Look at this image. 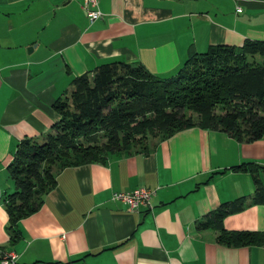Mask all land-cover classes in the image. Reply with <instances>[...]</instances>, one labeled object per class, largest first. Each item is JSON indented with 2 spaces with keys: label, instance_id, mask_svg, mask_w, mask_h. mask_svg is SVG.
I'll return each mask as SVG.
<instances>
[{
  "label": "crops",
  "instance_id": "crops-1",
  "mask_svg": "<svg viewBox=\"0 0 264 264\" xmlns=\"http://www.w3.org/2000/svg\"><path fill=\"white\" fill-rule=\"evenodd\" d=\"M81 5L0 0V255L13 251L10 264H264V245H228L215 239L214 227L196 226L230 201L237 205L221 217L224 229L264 231L250 173L229 167L264 165V137L238 141L196 125L146 152L59 169L9 240L6 164L19 138L40 136L56 120L52 104L73 76L110 60L165 76L192 51L264 38V0H97L101 14L91 21ZM257 175L264 180V170ZM137 186L152 190L148 204L128 210L110 197Z\"/></svg>",
  "mask_w": 264,
  "mask_h": 264
},
{
  "label": "trees",
  "instance_id": "trees-1",
  "mask_svg": "<svg viewBox=\"0 0 264 264\" xmlns=\"http://www.w3.org/2000/svg\"><path fill=\"white\" fill-rule=\"evenodd\" d=\"M70 84L52 104L56 120L40 136L19 138L6 164L13 189L1 199L10 241L17 237L16 221L38 208L65 166L146 152L156 141L193 125L238 141L264 137V38L192 51L170 75L154 74L139 62L110 60L73 76ZM229 167L250 173L255 186L250 201L264 203L257 175L264 165L242 161ZM233 205L221 203L210 220L196 226L214 227L215 239L228 245H264L263 230L222 227L221 217Z\"/></svg>",
  "mask_w": 264,
  "mask_h": 264
},
{
  "label": "built area",
  "instance_id": "built-area-1",
  "mask_svg": "<svg viewBox=\"0 0 264 264\" xmlns=\"http://www.w3.org/2000/svg\"><path fill=\"white\" fill-rule=\"evenodd\" d=\"M81 2V6L88 20L91 21L101 14L97 7V0H81ZM235 9L238 10L239 7L236 6ZM151 193L152 190L150 188L137 186L129 190L113 191L110 197L124 203L128 210H134L140 205L148 204V199ZM15 257L16 255L13 251H3L0 255V264H10L15 260Z\"/></svg>",
  "mask_w": 264,
  "mask_h": 264
},
{
  "label": "rangeland",
  "instance_id": "rangeland-1",
  "mask_svg": "<svg viewBox=\"0 0 264 264\" xmlns=\"http://www.w3.org/2000/svg\"><path fill=\"white\" fill-rule=\"evenodd\" d=\"M262 180H263V179H262ZM262 180H261V182H262V183H263V185H264V180H263V181H262Z\"/></svg>",
  "mask_w": 264,
  "mask_h": 264
},
{
  "label": "water",
  "instance_id": "water-1",
  "mask_svg": "<svg viewBox=\"0 0 264 264\" xmlns=\"http://www.w3.org/2000/svg\"><path fill=\"white\" fill-rule=\"evenodd\" d=\"M27 49H30V46H28Z\"/></svg>",
  "mask_w": 264,
  "mask_h": 264
}]
</instances>
